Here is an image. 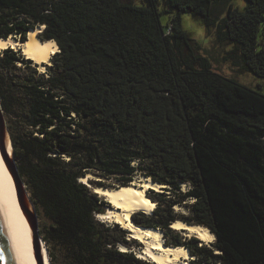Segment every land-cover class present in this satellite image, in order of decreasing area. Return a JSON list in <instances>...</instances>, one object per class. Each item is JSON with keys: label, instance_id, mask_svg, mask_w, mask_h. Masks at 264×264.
<instances>
[{"label": "trees", "instance_id": "16d2710c", "mask_svg": "<svg viewBox=\"0 0 264 264\" xmlns=\"http://www.w3.org/2000/svg\"><path fill=\"white\" fill-rule=\"evenodd\" d=\"M244 1L240 11L227 0H0V38L26 42L44 27L40 39L60 49L46 73L0 52V108L14 121L18 174L49 222L40 234L52 264L55 249L62 264H151L121 250L118 224L96 218L109 203L80 182L88 173L166 186L148 194L152 217H132L165 238L173 208L194 200L182 221L209 229L212 246L164 241L190 250L192 264H264V94L213 71L182 27L185 14L201 19L234 66L264 78V0Z\"/></svg>", "mask_w": 264, "mask_h": 264}, {"label": "bare ground", "instance_id": "6f19581e", "mask_svg": "<svg viewBox=\"0 0 264 264\" xmlns=\"http://www.w3.org/2000/svg\"><path fill=\"white\" fill-rule=\"evenodd\" d=\"M44 27L29 31L26 42H19L13 38H0V50L7 48L18 49L25 59L32 60L40 72L46 71V66L51 63V58L60 49L55 41H42L39 35ZM8 155H11L10 140H6ZM5 160L0 149V207L5 215L10 238L20 264H38L33 243V230L31 222L25 215L19 199L16 181L14 178L11 161ZM93 176L80 179V182L91 186L89 180ZM150 178H141L138 183L116 188L97 187L95 193L107 200L112 207L105 214H98L97 219L107 224H118L128 233V239L136 241L143 247L137 252V257L147 260L152 264H192L189 251L184 246L165 245V237L161 230L152 227H143L134 223L133 216L143 213L151 216L156 208V203L149 196L151 189L162 192L164 185L152 183ZM23 204V203H22ZM25 207L28 206L24 203ZM30 210L31 207H29ZM171 228L182 233L186 238H197L203 243L212 244L216 237L206 227L189 224L182 220L172 223ZM40 250V264H50L48 250L44 241Z\"/></svg>", "mask_w": 264, "mask_h": 264}, {"label": "rangeland", "instance_id": "374dc122", "mask_svg": "<svg viewBox=\"0 0 264 264\" xmlns=\"http://www.w3.org/2000/svg\"><path fill=\"white\" fill-rule=\"evenodd\" d=\"M124 1H131V0H124ZM132 1H134V4L136 6H140L141 5V0H132ZM227 3H233L234 7L238 8L240 11H244L245 8H246V2L244 0H227ZM160 18H161L162 24L164 26H167V24L169 22V16L167 14H163V15H161ZM263 26L264 25H262V29H261L260 35H259L260 43L264 42ZM182 27H183V30L186 31L188 33V35L200 45V52H201V54L203 56H206L210 60V63L212 65L213 71H215V72L221 74L222 76H224L225 78L230 79V80H232V81H234L236 83H239V84H241V85H243V86H245V87H247L249 89H252L254 91H257V92H260V93L264 94V78L258 77V76L254 75L252 73H249V72H242V71H240L239 68L234 66L232 61L227 56V53L232 49V47H230V46H221V45H218L216 43V34H215L216 32H215V29H212V30L209 31L204 26L203 21L201 19H197V18L193 17V15L190 14V13L189 14H185V15L182 16ZM39 37H40V35H39ZM9 38H13L14 40H19V37L17 38L16 36H10ZM19 42H22V41H19ZM262 46L263 45L260 44L259 48L262 49L263 48ZM20 47L21 46L19 45L18 49H15V48H11V49H14L16 51H20L21 52ZM0 52H2V51L0 50ZM21 55H22V52H21ZM22 57H23V55H22ZM39 72H40V70H39ZM44 73H46V71ZM9 119H11V121L14 122L11 117L8 118L1 111V115H0V133L3 130V127H4V131H5V134H6V140L9 139L10 143H12V141H11V132H10V130H11L10 129L11 122L9 121ZM134 164L137 166V163H134ZM17 172H18V170H17ZM88 174H90V173H88ZM87 175H86V177H87ZM91 175L93 177L89 181H94L95 185H91L90 184L91 186H89V187H92V188H97V187L116 188V187L120 186L117 183V181L115 179H113V178L108 179V178H103V177H101L99 175H94V174H91ZM19 177H20V175H19ZM141 178H145V177L141 173L136 174V176H135V178H134L132 183H138V181ZM20 179H21V177H20ZM21 181H22V179H21ZM22 184H23V189L25 190L26 194L28 195V198L31 201L30 193L27 190V187L23 183V181H22ZM165 188H166V186H164L163 189H165ZM188 188H189V186H182L181 191L183 193H185V192H187ZM163 189H162V192H156L153 189H151L150 191H154V194H156V193L169 194V192H164ZM154 194H151L150 196L153 197ZM104 200L107 201L106 199H104ZM193 202H194V200L188 199L184 203L177 204L173 208L174 213L179 217L178 220H182L183 217L186 218V217L190 216L188 205L192 204ZM155 203H156L155 210H157L159 205H158L157 201ZM164 206H165V204L162 207H164ZM109 209H111L110 205L106 208V212H108ZM141 214H143V213H141ZM143 215L146 218L152 217V215L151 216H148V215H145V214H143ZM96 218H97V216H96ZM37 221H38V230H37L38 234L40 236V239L42 241H44L42 236H41V234H40V230H42V228L44 226L49 224V222L44 217V215H43V213L41 211L40 212L38 211V213H37ZM108 225L109 226H113L111 224H108ZM170 229H171V233L169 235V238H165V241L167 239L173 241V236H175V235H179L182 238L181 239L182 243L188 242L191 239V238H186L182 233H179V232L173 230L172 228H170ZM163 234H164V232H163ZM164 237H165V234H164ZM126 240L128 241L129 245H122V248H125V249H121V250L125 251V252L132 253L134 256L137 257V252L143 246L141 244L137 243L136 241H132V240L128 239V234H127ZM199 241H200L201 245H204V246H207V247H211L212 246V244L203 243L201 240H199ZM44 244L46 245L45 241H44ZM46 248H48L47 245H46ZM54 253H55V255H57V258H56L57 260L55 261L54 264H62V261H64V252L62 250H60V249H58V250L55 249ZM189 253H190V250H189ZM48 255H49V252H48ZM190 255H191V253H190ZM49 259H50V256H49ZM195 260L196 259L194 258V256H192L191 262L193 263V261H195ZM144 261L149 262L147 260H144ZM149 263H151V262H149ZM50 264H52L51 260H50Z\"/></svg>", "mask_w": 264, "mask_h": 264}, {"label": "water", "instance_id": "95a60500", "mask_svg": "<svg viewBox=\"0 0 264 264\" xmlns=\"http://www.w3.org/2000/svg\"><path fill=\"white\" fill-rule=\"evenodd\" d=\"M0 115H1V108H0ZM0 149H1V152H2L5 160L8 162L10 160L11 164L13 166L12 174L14 175V178L16 181L18 195H19V199H20V202L22 205V209H23L25 215L27 216L28 220L31 222L30 224H31L32 230H33L32 233H33V243H34V247H35V255H36V259H37L38 264H40V250H39L38 243L41 244L42 240L40 239V236H39L38 231H37L38 230L37 211H36V208L33 205V203L28 198V195L26 194L25 190L23 189V184H22V181H21L19 174L17 172L16 162H15L14 157H13L12 143H11V155H8V147L6 144V134L4 131V127L0 133ZM95 189L96 188H94V191H95ZM22 203L23 204L25 203L28 207L26 208L25 205H23ZM29 207H31L32 210H30ZM0 264H20V261H19L17 255L15 253V250L13 248L11 238H10V232H9L8 224H7L5 215H4L1 207H0Z\"/></svg>", "mask_w": 264, "mask_h": 264}]
</instances>
